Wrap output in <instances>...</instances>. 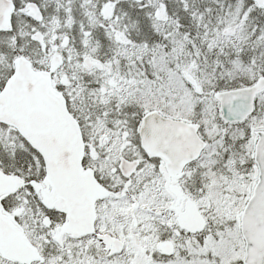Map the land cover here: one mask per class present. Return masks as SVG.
<instances>
[{
    "label": "snow or ice",
    "instance_id": "6c2138e0",
    "mask_svg": "<svg viewBox=\"0 0 264 264\" xmlns=\"http://www.w3.org/2000/svg\"><path fill=\"white\" fill-rule=\"evenodd\" d=\"M0 264H264V0H0Z\"/></svg>",
    "mask_w": 264,
    "mask_h": 264
}]
</instances>
